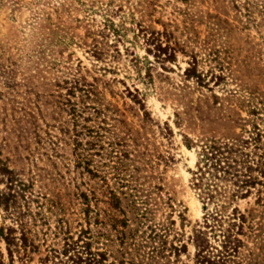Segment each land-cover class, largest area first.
Here are the masks:
<instances>
[{
	"label": "rangeland",
	"instance_id": "rangeland-1",
	"mask_svg": "<svg viewBox=\"0 0 264 264\" xmlns=\"http://www.w3.org/2000/svg\"><path fill=\"white\" fill-rule=\"evenodd\" d=\"M204 11L214 13L210 0H0V160L7 158L8 167L22 171L19 177H33L32 196L26 193L17 201V224L2 220L0 211V224L12 226L15 236L21 229L27 239L25 247L17 242L11 260L0 239V264H70L68 255L59 253L65 237L56 227L59 214L40 198V193L48 196L54 189L49 178L53 167L44 156L34 155V165L25 160L16 135H21V146L31 148L32 135L24 132L30 131L29 114L37 118L38 107L43 115H51L54 96L67 98L66 87L72 81L91 91L88 98L82 91L69 97L77 101L82 117L91 119L82 124L109 129L100 131V145L123 135L125 128L115 121L123 118L131 131L124 135V163L137 186L149 191L162 185L174 203L185 207L180 225L176 211L170 213L164 204V195L158 199L152 193L156 205L151 219L136 223L129 212L121 240L112 229L101 228L91 244V250L105 252L101 264H153L147 255L152 243L147 225L165 223L167 214L185 246L175 264H194L189 237L203 213L192 181L199 145L188 149L183 135L198 144L207 139L234 142L233 157L247 160L254 169L260 184L247 196L235 198L224 214L235 206L246 217L238 235L242 263L264 264V25H205ZM232 15L228 11L220 17L230 20ZM94 42L107 53L103 61L95 60L86 46ZM156 44H167L174 59L156 58ZM188 67L198 76L186 77ZM35 93L41 95L37 102ZM92 107L108 109L95 116ZM143 111L148 113L145 121ZM37 122L43 126L41 118ZM94 160L108 171L114 158L107 167L104 157L95 155ZM0 190H5L3 182ZM66 199L62 196L71 222L68 235L74 240L77 207L68 206ZM128 228L135 231L132 236ZM171 237L172 232L168 240ZM209 241L218 248L217 241Z\"/></svg>",
	"mask_w": 264,
	"mask_h": 264
},
{
	"label": "trees",
	"instance_id": "trees-1",
	"mask_svg": "<svg viewBox=\"0 0 264 264\" xmlns=\"http://www.w3.org/2000/svg\"><path fill=\"white\" fill-rule=\"evenodd\" d=\"M180 1L190 3L192 0ZM210 1L214 13L204 11L205 25H264V0ZM228 11L233 13L230 20L221 19L220 15L226 16ZM86 46L89 47L95 60L103 61L105 59L107 53L97 47L95 42ZM155 50V57L161 62L174 59L167 44L162 47L156 44ZM184 75L186 77L198 76L192 67L184 69ZM76 91H82L81 96L84 94L86 98L91 93L89 89L81 90L76 81H72L66 87V96L68 97L64 98V95L57 93L54 96L56 99L51 103L53 105L51 115L45 114L52 122L49 123L45 120V115L38 107L37 118L35 115L27 113L30 118L27 122L30 131L24 132L32 135L33 146L31 148L28 144L21 146L18 140L20 134L16 135V142L26 152L24 159L32 165H34V155L39 158L44 156L54 170V173L49 177L53 182V188L66 190V192L59 193L52 189L51 195L48 196L45 193H40V198L48 204V210L55 209V212L59 214L56 227L65 235L60 255H68L66 262L68 261L70 264H101L105 260V252L91 250V244L96 242L98 234L102 232V227L112 229L120 236L121 240L128 227L129 212L133 215L132 219L136 223L141 224L151 219L152 207L156 205L154 195L158 199L164 195V204L169 207L170 213L176 211L180 225L185 220L183 216L185 207L180 202L174 203L172 195L163 191L162 185H153L149 191L137 186L134 175L126 169L124 163V160L128 158V154L124 150V146H126L124 135H131L130 128L126 127V121L123 118L115 120L125 128L121 137L116 141L108 139L104 141V145H100L103 136L100 131L107 132L109 129L98 123H96V127L82 124V121L91 119L83 118V111L76 107L77 101L69 99L70 96L75 95ZM40 98L41 95L35 93V102ZM134 101L143 108L140 99L135 98ZM262 105L264 106V102ZM104 109L108 108L96 109L92 107V113L96 116ZM119 115L121 116V114ZM38 118H41L43 122L42 127L37 122ZM147 118L148 113L143 111L142 119L145 121ZM100 122L104 123L103 119ZM166 128L168 129V126ZM132 139L134 138L132 137ZM182 141L188 149L199 145L196 152V170L193 172L192 181L199 190L203 213L200 224L194 223L189 237L194 249L193 263L243 264L238 257L239 250L243 246L238 235H242V225L246 217L235 206L228 214L224 213L235 198L245 197L251 192L250 189L259 183L258 177L253 175L254 169L247 160L233 157L231 152L235 151L232 149V146L235 145L234 142L207 139L198 144V141L193 142L184 135ZM95 155L99 159L104 157L102 163L105 167H107V162L114 158L111 166H108V171H102L103 165L94 162ZM6 160L7 158L0 160V182H3L5 188V190H0V211L3 212L2 220L8 218L17 224L18 218L21 216L17 201L19 198L23 199L26 193L32 196L33 177H19L22 171L17 172V170L8 167ZM62 168H64V172L61 171ZM107 173L110 174L109 177H107ZM109 180L112 182L109 183ZM28 195L26 198L30 199ZM62 196L67 198L68 206L71 204L77 207L74 208V213L78 229H76L77 236L74 240L68 235L71 232V222H68L67 207L62 201ZM36 198L38 199V197ZM209 204L211 207L208 208ZM165 220V223L147 225L149 229L147 238L152 242L147 255L153 264H175L180 261V253L185 252L184 244L176 237L174 219L170 214H167ZM18 226L21 228L20 224ZM131 231L130 228L127 229L128 236L135 232ZM171 232L172 239L168 240ZM14 234L15 229L12 226L4 225L1 222L0 239L5 244L10 260L12 253L16 251L17 242L22 247H25L27 243L21 229L19 236ZM209 238L218 242V248L210 243ZM171 240H175L176 243ZM110 264L112 263L110 262Z\"/></svg>",
	"mask_w": 264,
	"mask_h": 264
}]
</instances>
